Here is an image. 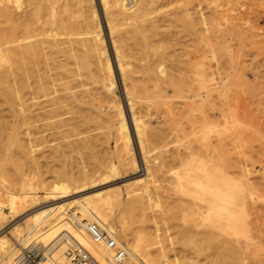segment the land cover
Here are the masks:
<instances>
[{
    "label": "bare ground",
    "instance_id": "bare-ground-1",
    "mask_svg": "<svg viewBox=\"0 0 264 264\" xmlns=\"http://www.w3.org/2000/svg\"><path fill=\"white\" fill-rule=\"evenodd\" d=\"M189 1L193 3L189 2V5L186 0V5L190 6L187 8L186 5L177 6V0H0V153L5 152H2L3 148H6L3 139L5 141L7 138L11 145L16 146L17 153L22 154L21 159L17 160L11 153L9 159L12 160L13 157L12 162L20 163L19 167L22 169L28 164L39 167L38 159L32 156L33 147L37 145H33L31 133L20 129L21 124L24 126L32 119L27 116L28 112L35 110L39 111L35 116L45 122V127L56 131L54 137L69 139L83 136L59 146L58 149H62L64 153L67 150L91 151L100 147L106 150L94 165V168H97L96 174L100 173L101 177L118 178L122 171L127 170L131 171L130 176L142 174V177L139 176L131 183L121 185L122 188L119 186L120 189L115 194L99 192L85 197V201L74 197V194L85 189L80 186L72 188L66 181L53 184L49 191H43L42 196L30 194L26 197L11 198L9 205L2 208L7 214H0L3 215L0 220L8 219L7 226L37 206L46 203L50 205L29 212L30 215H26L23 223L12 224L10 231L1 237L0 255L2 260L6 261L5 264H20L21 261L22 254L20 255V249L15 245V241V244L13 243L12 238L21 239L22 244L29 243L31 248L41 245L44 249L41 264H72L71 255L78 246L89 251L101 264H111L109 254L103 247L95 245L84 231V226L92 223L99 224L114 235L119 243H123L130 264H169L167 250L162 242L164 238L157 222L160 218L157 214H164L162 201L174 208L192 209L193 214L201 220L199 223L207 227L204 232L191 228L187 231L193 236L191 245H213L218 239L215 231H221L228 235L229 239L233 236L234 246H230L232 253L238 258L244 255L253 240L250 229L252 226H249L247 220V195L254 192L248 183L237 181L238 179L228 175L230 173H225L222 170L225 168L221 169L223 164L221 165L220 161L217 164L220 160L217 156L219 142H216L213 136L217 132L215 114L218 113L210 115L215 112V97L213 104L210 100L216 87L214 88L213 84V88L206 89L208 93L203 96L200 95L203 91L199 93L196 88L198 91L195 92V88L191 87L195 92L191 94L188 89L192 86L189 83L192 82L186 79L188 76L181 77L187 82L181 85L183 81L173 74L175 68L168 64L172 63L170 57L173 56L168 50L174 46L170 45L173 44L169 38L170 30L177 23L184 24L186 16L189 21L187 31L191 30L187 33L193 36V45H196V50H191L192 54L196 53L193 60L196 68L194 75L198 81L204 77L199 71V53L206 20L202 13L201 0ZM174 5L177 8L170 10ZM189 8L192 10H188ZM100 9L109 32L115 65L124 88V94H121L125 96L126 107L131 115L129 117L135 131L141 162L136 156L132 131L129 128L128 116H125V108L122 107L120 92L116 90V71L108 53ZM179 28L183 30L185 27ZM173 33L179 34L176 31ZM186 34L185 38L188 37ZM193 39L191 38L192 41ZM177 40L173 41L174 44ZM179 40L176 42L178 45L181 42V39ZM183 41V44L187 43V40ZM181 45L174 49L180 51L179 48L184 46ZM187 45L185 44L186 47ZM180 55L182 60H177L185 63L182 52ZM185 57L188 56L185 54ZM185 64L188 66L189 62ZM180 66L179 70H176L177 73L183 69ZM187 70L194 71L188 68ZM186 72L185 69L183 75ZM209 75L210 73L207 77ZM178 79L181 82H178ZM183 88L189 93L188 96L184 94L186 91ZM174 99L180 102L175 103ZM206 99H210L209 107L213 111L210 109V114L204 113L202 118H192L193 111H197L194 107L202 106ZM209 101L204 103L209 104ZM16 105L24 108L23 114L18 116ZM160 106L165 108L162 113L158 111ZM153 109L157 110V114ZM158 113H161L160 116ZM17 116L21 119V124L15 130L12 127V132L8 133L12 129L9 119ZM153 116L159 120L156 127L149 126L152 122H144V117H151L152 120ZM103 128L106 129L105 133L93 135ZM200 132L202 135H199ZM22 134L28 137V145L19 138ZM195 134L199 135V140L196 141L200 143H197L196 147L186 142H191L192 139L189 141L188 138ZM101 135L106 140L103 139V142L99 143ZM111 135H114L113 151L107 147L111 142ZM173 137L176 142L181 143L184 139L182 148L186 143L184 149L190 157L189 159L187 156V163L182 158L181 151L177 153L178 150H175V155L160 159L157 157L152 161L151 154L149 156L151 149L174 144ZM149 143L155 146L152 148ZM192 143H196L195 140ZM149 147L151 149H148ZM222 148L226 150L227 147ZM227 151L229 153L228 149ZM174 162L180 164L177 163L181 166V171L180 168L175 169L177 167ZM170 166L174 167L175 171L168 170ZM156 176L168 177L166 181L174 192H181L191 200L178 198L180 193L173 195L172 192L170 195L171 187L169 195H164L165 192L157 188ZM38 201L39 204L33 207ZM158 202L161 207H158ZM116 204L140 209L144 214L149 211L148 214H152L149 221L154 222V232H146L145 229L136 234L127 232L124 217L116 220L115 216L108 212V209H112ZM30 206L33 208L28 209ZM157 207L161 212H157ZM194 224L196 227L200 226ZM242 238L246 247L241 244ZM166 239L173 247L175 239L171 235ZM179 261L172 264H181Z\"/></svg>",
    "mask_w": 264,
    "mask_h": 264
},
{
    "label": "rangeland",
    "instance_id": "rangeland-1",
    "mask_svg": "<svg viewBox=\"0 0 264 264\" xmlns=\"http://www.w3.org/2000/svg\"><path fill=\"white\" fill-rule=\"evenodd\" d=\"M97 1V0H96ZM179 5L177 6H185L186 0H177ZM188 4L193 1L187 0ZM190 2V3H189ZM176 3V4H178ZM191 3V4H192ZM201 9L204 16V19L206 20V26L202 29V40L200 43V68L199 71L203 74V79L201 81H198L195 74L196 68L194 65V58H196V53L191 52V50H196V45L194 44L193 36L189 35L187 32H191V30H188V24L189 21L187 17L185 16V22L177 23L172 27V30H170L169 38L171 43V46L173 47L169 48V53L173 56H171V62L168 63L175 68L173 70V74L175 76H179L178 78L181 79V77L188 76L186 78L189 82L191 81L192 86L195 88V92L198 91L201 96L207 95L208 90L211 88H215V92L213 93V96L211 97L212 100L206 99L207 101L213 102L215 97V112L209 113L211 103L209 101L208 103L206 100L203 102V105L200 107H194V110L192 114L193 117H203L204 113L206 114H215L218 113V115L215 114V119L217 118V132L216 135L213 136L214 140L218 143V151L217 156L220 158V164L222 169L225 173L228 174L230 177L234 178L237 181H241L242 183H248L250 185V188H252V191L254 194L247 195L248 199V207H249V214H248V223L249 226H252V242L249 243L248 249L245 250L244 255L240 258H238L234 253L231 251V244H233V236L225 235L221 231H215V235L218 239H216L215 243L213 242V245L210 243L205 246H199V245H191L190 240L192 239V235L187 233V231L191 228L192 230L198 229L200 232H204L207 230V227L205 225H201L199 222L198 217L193 214V210H189L186 208L185 210L180 209L179 207H173L171 205L164 204L163 201L161 202V206H163L164 214H162L160 208L161 207L159 202V206L155 209H157L158 213L157 215L160 216L157 217L158 227L161 229V234L163 235V245L166 247L167 250V256L169 259V264H172L175 261L181 262V264H264V0H201ZM98 7H99V1H98ZM178 7V8H179ZM186 7H190L187 6ZM174 8H177L176 5L170 7V10H174ZM193 8V5H192ZM192 8L188 10H192ZM102 16V17H101ZM100 17L102 19L103 29H104V36L106 37V43L108 47V53L110 55L111 61L113 66L115 67V77H116V90L119 93V96L121 97L122 107L124 109V112L126 113L125 116H128V124L132 135V142L134 145L135 152L137 153L136 156L140 160L139 156V149L137 145V139L135 136V131L133 128V125H131V120L129 116V109L126 107L127 103L125 100V96L123 95L124 88L121 81V77L119 75V72L117 71L116 59H114L115 55L112 51L113 47L110 43V36L109 32L107 31V27L105 24V21L103 20V14L101 15V9H100ZM187 24V27L186 25ZM177 29H173V28ZM179 27H185L183 30H181ZM203 27V26H202ZM208 27V28H207ZM212 27V28H211ZM179 28V29H178ZM210 28V29H209ZM209 29V30H208ZM180 30L182 32H180ZM185 30V31H184ZM106 31V32H105ZM179 34L183 33V37L180 34H176L179 39H181L180 44H176V42L180 41L176 35H174L175 32ZM178 31V32H177ZM205 31V32H204ZM212 31V32H211ZM220 32V33H219ZM187 33V34H186ZM173 34V35H172ZM188 35L191 38L188 39L185 38ZM191 34V33H190ZM204 34V35H203ZM176 36V37H175ZM175 37V38H174ZM187 40V43L185 44L191 45L190 47L187 45L185 46L184 39ZM108 38V39H107ZM172 38V39H171ZM178 39V40H177ZM175 44L173 41H175ZM183 41V42H182ZM188 41H191L188 43ZM187 50H185V47ZM181 45L183 47H180L179 50L178 47ZM218 46V47H217ZM112 47V48H111ZM202 47V48H201ZM205 47V48H204ZM176 48V49H174ZM190 48V49H189ZM193 48V49H192ZM174 49V50H173ZM183 49V52L181 51ZM190 51H189V50ZM216 51V52H215ZM219 51V52H218ZM179 52V54L177 53ZM181 52H182V58L183 62H189V65L187 66L185 63H181ZM190 52V53H189ZM112 53V54H111ZM188 57H185V54ZM191 54V55H190ZM209 54V55H208ZM175 55V57H174ZM193 55V56H192ZM184 56V57H183ZM195 56V57H194ZM172 57L176 59H172ZM177 58L181 59L180 62L177 60ZM185 58V59H184ZM189 60H187V59ZM176 60V61H172ZM186 60V61H184ZM191 60V61H190ZM193 61V62H192ZM192 62V63H191ZM175 63V64H174ZM181 65V66H180ZM179 66L181 68L186 69V74L192 75H186L182 72L180 68V74L176 72V70H179ZM190 66V68H189ZM188 69H194V73L188 72ZM205 69H204V68ZM170 68V69H171ZM207 69V70H206ZM172 70V69H171ZM177 73L175 74L174 73ZM213 71V73H212ZM210 73L209 77L208 74ZM120 77V78H119ZM181 80L183 82H181ZM178 79V82L187 83L185 82V79ZM196 81V82H195ZM195 82V84H193ZM198 82V83H197ZM212 83V84H211ZM183 84V85H184ZM197 84V86H195ZM214 84V85H213ZM187 85V84H186ZM213 85V86H212ZM120 87V88H119ZM183 87V86H182ZM122 88V89H121ZM188 88V86L186 87ZM188 89V92L193 94L194 88L192 91ZM196 88L198 90H196ZM186 93V96H188V92L185 88H183ZM208 89V90H206ZM171 91V89L169 88ZM206 90V93H205ZM123 93V94H121ZM179 100V98H176ZM174 99V101L176 100ZM125 100V101H124ZM175 101V103L180 101ZM182 100V99H181ZM213 104V103H212ZM210 106V107H209ZM15 107V106H14ZM181 110L183 108L181 106ZM164 107L160 106L158 107V111H164ZM217 108V110H216ZM16 112L19 115L24 113V108L20 105H16L15 107ZM163 109V110H160ZM207 109V110H206ZM26 110V109H25ZM154 110V109H153ZM211 111H213L211 109ZM217 111V112H216ZM220 111V112H219ZM39 111H29L27 116L32 117V119L28 120V123L26 125H22L21 119L12 118L9 119V124L11 125V128L13 127L14 130L19 127L21 124V130L26 129L28 133H31V139L33 140V145H37L33 147L32 156L36 157L39 161V167H34V165H27L24 166L23 169L19 166L17 162H12V160L9 159L10 155H14V159L20 160L22 157V154L18 152V149H16V146L11 145V143L5 138V141L3 139V143L6 146V148H3L4 150L0 153V214L6 215L4 211H2V208L4 206L9 205V202L11 198L13 197H26V195H43V191H49L50 187L54 184L57 185L59 183H62L63 181L68 182L72 188H76L77 186H80L82 189L81 192H78L77 194H74V197L79 199L80 201H85V197L89 195H93L95 193H111L115 194L118 189H120L121 185H125V183H131L135 179L139 178L140 174L130 176L131 171H122L118 178L116 177H106V176H100V173H97V168H94V165L97 162V159L100 158L104 153L103 151H106L102 147L97 148L95 150L87 151V150H67L65 153L62 151V149L59 146L62 144H66L69 141H74L78 138L82 137H76V138H69V139H58L54 136L56 131L50 130L45 127V122L41 121L39 118H37L35 115ZM153 112V111H152ZM154 112L157 114V110H154ZM6 113V112H5ZM162 113V112H161ZM161 113H158L159 116ZM220 113V114H219ZM7 114V113H6ZM195 114V115H194ZM194 115V116H193ZM201 117V118H202ZM221 117V118H220ZM151 118V117H150ZM149 117H144V122H147L150 127H156L157 117L153 116L152 120ZM150 119V120H149ZM219 119V120H218ZM155 120V121H154ZM200 120V118L198 119ZM203 121V119H201ZM200 121V123H201ZM220 126H219V125ZM227 124V126H226ZM226 126V127H225ZM223 127V128H222ZM228 127V128H227ZM9 131L8 133H11ZM220 131H219V129ZM226 130V131H225ZM106 129L98 130L97 132H94L93 135L96 134H102L105 133ZM199 135H202L201 132ZM199 135H196V138L194 139V135L191 136V138L188 140L192 141L187 142V144H193V146H198L199 140L197 137ZM98 136V135H97ZM201 137V136H200ZM19 138L28 145V137H25L22 135L19 136ZM103 135L99 138V143L103 142ZM176 138H172V142H174ZM182 139V138H181ZM186 140V139H185ZM193 140H195L196 143H192ZM219 140V141H218ZM7 141V142H6ZM109 147L114 150V135L110 136ZM9 142V143H8ZM185 142L184 139L182 140V143ZM180 142H174V144H170L165 146H162V148L153 150L154 146L149 143L148 149H151V153H149L150 158H166V156H172L175 155L176 151L177 153L180 152L182 155V158H184L185 163H187L188 158L190 157L187 155L186 150L184 147L182 148L183 144ZM198 143V144H197ZM229 143V144H228ZM180 144V145H179ZM221 144V145H219ZM224 144V145H222ZM106 146V145H105ZM222 146L227 147L223 149ZM221 147V149H220ZM199 148V147H198ZM181 149V150H180ZM229 150V153L227 151ZM2 150V149H1ZM138 150V151H137ZM176 150V151H175ZM185 150V151H184ZM150 151V150H148ZM1 152V151H0ZM12 153V154H11ZM228 154V155H227ZM101 155V156H100ZM188 156V158H187ZM204 156V155H203ZM150 159V160H151ZM187 160V161H186ZM14 161V160H13ZM18 165H16V164ZM177 168L176 170L181 171V166L178 162H174ZM173 163V164H174ZM177 163L179 165H177ZM173 164L171 166H173ZM18 166V167H17ZM170 166V167H171ZM220 165H218L219 167ZM174 170V167L168 168ZM227 169V171H226ZM18 170V171H17ZM66 174V175H65ZM142 177V176H140ZM157 178V188L160 189L161 192H165L164 195H169L170 187L168 182L166 181V177L156 176ZM159 177V178H158ZM117 179V180H115ZM248 180V181H247ZM254 184V185H253ZM120 186V187H119ZM256 187V188H255ZM122 188V187H121ZM168 189V191H167ZM171 193L173 192V195H176V193H180L178 196H175V198H184L188 200V196L184 195L181 192H177L172 189L171 187ZM75 191V189H74ZM167 193V194H166ZM175 193V194H174ZM249 197V198H248ZM189 200L191 198L189 197ZM188 200V201H189ZM39 204V201L34 203L32 205L33 207H36ZM157 205V203H155ZM50 205V203L43 204L41 206H37L36 208L29 211L32 213V211H36L37 209H44ZM32 206L28 207V209L33 208ZM36 209V210H35ZM8 212V211H7ZM20 216L17 220L12 223L13 225H20L25 221V218L28 216V213ZM108 212L110 214H113L115 216V219L118 220L119 218H123L126 222L125 230L131 234H136L140 230L145 229L146 232L153 233L154 231V222L149 221V219H152V214L149 211L147 214H144L143 211L133 207L130 208V206H125L124 204L119 205L116 204L112 209H108ZM29 213V215H30ZM3 215H0L3 217ZM27 215V216H26ZM146 217H144V216ZM149 215V216H148ZM24 216V217H23ZM5 219V220H4ZM0 220V239L1 237H4L8 231H10V227L7 218H4ZM22 219V220H21ZM3 220V221H2ZM68 220V219H67ZM197 220V221H196ZM193 221V222H191ZM153 224H152V223ZM200 224V226L196 227V224ZM193 224V225H191ZM5 227V228H4ZM196 227V228H195ZM3 229V230H2ZM5 229V230H4ZM222 235H221V234ZM2 235V236H1ZM120 237L121 232L119 233ZM168 235H171L175 239L174 246L172 247L169 245V241H167ZM220 235V236H219ZM166 237V238H165ZM203 238L205 236L203 235ZM222 238V239H221ZM225 238V239H223ZM166 239V240H165ZM13 243L15 242L20 249V255L24 253L25 250L30 249V244H22V240L17 238H12ZM123 240V238H122ZM221 240V242H220ZM228 240V242H227ZM242 246L244 244V247H246L244 239H241ZM15 241V242H14ZM18 241V242H17ZM21 241V242H20ZM226 242V243H225ZM230 242V243H229ZM232 242V243H231ZM21 243V244H20ZM21 246H20V245ZM221 244V248H220ZM228 244V245H227ZM217 245V247H216ZM225 246V247H224ZM234 246V244H233ZM207 247V248H206ZM213 247V248H212ZM243 247V249H244ZM263 247V248H262ZM24 248V249H23ZM225 248V249H223ZM33 249H36L40 254V259L42 261L44 249L41 247V245L35 246ZM157 249V248H156ZM154 249V251L156 250ZM218 249V250H217ZM250 250V251H249ZM230 251V252H229ZM254 251V252H253ZM247 254V255H246ZM233 255V256H232ZM262 257V258H260ZM190 260L189 262L186 260ZM247 259V260H246ZM263 259V260H262ZM193 262H192V261ZM196 260V262H194ZM234 260V262H233ZM242 260V261H241ZM5 260H2V256L0 255V264H5ZM188 262V263H187Z\"/></svg>",
    "mask_w": 264,
    "mask_h": 264
},
{
    "label": "built area",
    "instance_id": "built-area-1",
    "mask_svg": "<svg viewBox=\"0 0 264 264\" xmlns=\"http://www.w3.org/2000/svg\"><path fill=\"white\" fill-rule=\"evenodd\" d=\"M84 231L95 245L103 247L109 254L111 264H130L123 243H119L115 236L106 229L99 224L92 223L84 226ZM71 258L72 264H101L89 251L81 246L74 249ZM20 264H41L39 252L33 248L25 250L21 256Z\"/></svg>",
    "mask_w": 264,
    "mask_h": 264
}]
</instances>
